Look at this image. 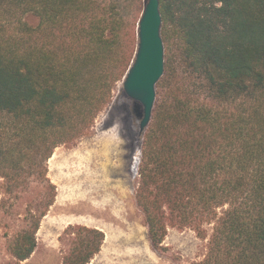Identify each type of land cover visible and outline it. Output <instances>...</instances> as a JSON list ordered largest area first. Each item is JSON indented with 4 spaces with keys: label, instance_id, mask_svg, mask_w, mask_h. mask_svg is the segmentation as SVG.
Masks as SVG:
<instances>
[{
    "label": "trees",
    "instance_id": "1",
    "mask_svg": "<svg viewBox=\"0 0 264 264\" xmlns=\"http://www.w3.org/2000/svg\"><path fill=\"white\" fill-rule=\"evenodd\" d=\"M144 3L0 0V212L12 221L0 264L33 252L56 196L47 161L111 103ZM159 6L164 70L134 191L150 246L165 249L168 227L205 238L210 224L206 254L189 264H264V0ZM59 240L62 264H87L104 233L68 225Z\"/></svg>",
    "mask_w": 264,
    "mask_h": 264
},
{
    "label": "rangeland",
    "instance_id": "2",
    "mask_svg": "<svg viewBox=\"0 0 264 264\" xmlns=\"http://www.w3.org/2000/svg\"><path fill=\"white\" fill-rule=\"evenodd\" d=\"M132 101L118 83L111 103L92 127L54 149L47 176L56 186L55 200L40 222L33 252L21 264H62L66 245L59 238L68 225L104 233L100 250L87 264H189L204 257L210 224L205 226V238L187 227H168L162 242L165 249L159 253L150 246L134 199L143 133L132 113ZM14 202L11 199L7 205ZM10 213L0 212V258H6L3 232L12 223Z\"/></svg>",
    "mask_w": 264,
    "mask_h": 264
},
{
    "label": "water",
    "instance_id": "3",
    "mask_svg": "<svg viewBox=\"0 0 264 264\" xmlns=\"http://www.w3.org/2000/svg\"><path fill=\"white\" fill-rule=\"evenodd\" d=\"M159 0H145L136 24V48L122 81V91L133 100L132 113L139 133L147 127L155 100V85L164 70ZM139 161V158H138Z\"/></svg>",
    "mask_w": 264,
    "mask_h": 264
}]
</instances>
